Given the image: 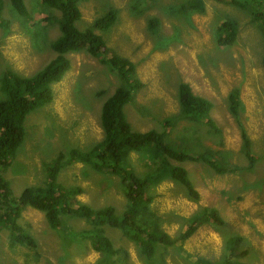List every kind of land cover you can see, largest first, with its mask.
<instances>
[{
  "label": "rangeland",
  "instance_id": "1",
  "mask_svg": "<svg viewBox=\"0 0 264 264\" xmlns=\"http://www.w3.org/2000/svg\"><path fill=\"white\" fill-rule=\"evenodd\" d=\"M10 0H0V101L6 98L4 78L11 72L21 78L39 74L55 57L51 45L60 36V12L39 0H24L26 13L18 15ZM204 12L191 11L194 0H79L80 19L75 27L91 31L108 51L135 64L131 80L142 89L123 112L137 133L167 129L168 144L197 157L205 155L236 173L216 174L200 161L171 165L184 168L199 199L187 197L171 180L149 190L152 211L162 230L176 237L183 224L199 210L215 209L224 224L206 223L181 247H160L152 261L143 259L134 243L119 230L105 227V236L122 254L106 256L81 237L91 229L84 219L60 216L61 229L49 227L43 213L25 208L18 221L36 244L35 250L13 244L7 229L0 231V264H221L228 255V237L240 236L238 251H247L239 264H264V34L257 13L247 12L227 0H202ZM264 3V2H263ZM262 3V4H263ZM263 8V6L261 7ZM115 12L113 24L100 30L94 23ZM48 17V22H42ZM237 25L231 46L218 47L217 27L225 21ZM3 23V25H2ZM71 67L52 84L50 103L30 112L26 136L9 165L1 170L12 195L18 198L30 187H43L47 166L59 153H87L104 134L100 128L103 103L123 85L109 63L86 52L71 53ZM186 83L194 95L212 104L215 134L201 120L191 121L178 103V85ZM238 91L240 104L230 112L229 97ZM249 141V159L243 151L242 134ZM126 160L140 179L148 177L158 159L146 147L130 152ZM57 183L65 189L79 187L73 203L93 210L112 207L117 217L127 209L118 176L102 173L86 162H64ZM76 235H72V234Z\"/></svg>",
  "mask_w": 264,
  "mask_h": 264
},
{
  "label": "trees",
  "instance_id": "2",
  "mask_svg": "<svg viewBox=\"0 0 264 264\" xmlns=\"http://www.w3.org/2000/svg\"><path fill=\"white\" fill-rule=\"evenodd\" d=\"M39 1L60 12V17H58L60 36L51 45L56 57L34 77L21 78L8 72L9 74L4 78L2 89L6 98L0 101V171L9 165L16 151L23 144L26 136L25 119L27 115L52 101V84L59 82L71 67V59L68 55L86 52L91 57L100 59L103 64L109 63L123 85L116 89L101 107L100 128L104 134L103 140L101 139L87 153L75 149L67 155L59 153L48 163L46 182L43 187L26 188L18 198H15L8 181L1 176L0 172V231L7 229L11 234L13 244L35 250L34 240L18 223L21 212L29 207L43 213L49 227L56 231L61 227L60 216L86 220L91 225V229L81 237L90 240L91 248L95 252L106 256L122 254L105 236V227L117 229L134 243L139 255L150 262L160 247L164 249L181 247L200 226L206 223L222 226L224 222L219 213L213 208H204L186 220L176 237H170L162 230L161 220L156 217L150 206L154 200V196L149 193L152 187L163 181L171 180L183 187L189 199L193 201L199 199V194L191 183L187 171L182 167L171 165L170 161L178 163L200 161L209 165L216 174L236 173L238 170L221 167L219 163L205 155L189 156L179 151L175 145L168 144L166 139L167 129L170 127L169 121L159 132L155 130L146 133L134 132L123 108L131 100L133 101L132 92L143 87L139 80L130 79L134 74L135 64L110 53L103 40L93 32L89 30L80 32L76 29L75 23L81 16L78 8L79 0ZM227 1L243 11L257 13L256 20L262 24L264 34V0ZM9 2L18 15L23 16L26 13L24 0H10ZM189 9L203 13L204 3L202 0H194ZM115 18V12H109L97 20L94 27L105 30L113 24ZM42 22L47 23L48 17ZM236 34V23L230 20L221 23L216 30L217 46H231L236 40ZM262 67L264 69V55ZM229 101L233 106L230 107V112L235 115L236 108L240 104L238 91L232 92ZM178 103L182 113L191 121L201 120L215 134L219 133V128L210 118L211 102L194 95L186 83L178 85ZM242 139L243 151L249 159L250 168L254 163V158L249 153V141L244 133ZM146 147L156 159L145 163L150 166V163L157 159L158 163L148 177L140 179L133 173L126 160L130 152H142L146 150ZM66 161L91 163L95 170L120 178L128 203L121 217L116 216L112 207L93 210L85 204L73 203L74 196L80 195L82 190L79 187L65 189L57 183L62 163ZM241 241L240 236L228 237L226 248L229 253L221 264H239L238 260L248 254L247 251L237 250ZM161 264L164 262L162 261Z\"/></svg>",
  "mask_w": 264,
  "mask_h": 264
},
{
  "label": "crops",
  "instance_id": "3",
  "mask_svg": "<svg viewBox=\"0 0 264 264\" xmlns=\"http://www.w3.org/2000/svg\"><path fill=\"white\" fill-rule=\"evenodd\" d=\"M211 112V111H210ZM211 114V113H210ZM210 118H211V116H210ZM212 119V118H211ZM215 123V122H214ZM216 124V123H215ZM217 126V125H216Z\"/></svg>",
  "mask_w": 264,
  "mask_h": 264
}]
</instances>
